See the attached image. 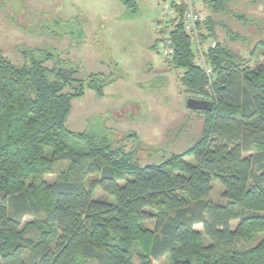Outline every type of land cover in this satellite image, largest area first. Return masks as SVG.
<instances>
[{
    "label": "trees",
    "instance_id": "obj_1",
    "mask_svg": "<svg viewBox=\"0 0 264 264\" xmlns=\"http://www.w3.org/2000/svg\"><path fill=\"white\" fill-rule=\"evenodd\" d=\"M117 1L137 14V0ZM231 1L206 0L203 45ZM173 7L154 49L169 42L168 68L214 107L199 111V140L160 164L142 166L100 122L66 128L72 100L87 89L102 97L108 76L79 78L51 48H22V64L0 50V264H264V39L252 62L214 39L209 77L185 30L188 4ZM62 21L59 35L84 41ZM215 183L222 201L212 199Z\"/></svg>",
    "mask_w": 264,
    "mask_h": 264
},
{
    "label": "rangeland",
    "instance_id": "obj_2",
    "mask_svg": "<svg viewBox=\"0 0 264 264\" xmlns=\"http://www.w3.org/2000/svg\"><path fill=\"white\" fill-rule=\"evenodd\" d=\"M195 1L203 15L211 14L206 0ZM137 3V14L130 16L117 0H0V50L22 64V48H51L79 68V78L108 76L102 97L87 89L72 100L66 128L81 132L100 122L112 132L114 145L134 153L145 166L190 149L202 135L204 115L187 108L193 97L180 83L183 71L168 68L165 42L158 41L154 49L171 17L163 15L156 0ZM56 19L82 29L84 41L77 43L74 34L59 35L65 26L55 25ZM215 20L214 39L252 62L250 52L264 39V1L232 0L229 12ZM214 39L205 46L213 45ZM185 161L194 163L193 157ZM220 189L215 183L214 201L223 200ZM196 227L203 231L202 225ZM204 242L209 244L208 239Z\"/></svg>",
    "mask_w": 264,
    "mask_h": 264
},
{
    "label": "built area",
    "instance_id": "obj_3",
    "mask_svg": "<svg viewBox=\"0 0 264 264\" xmlns=\"http://www.w3.org/2000/svg\"><path fill=\"white\" fill-rule=\"evenodd\" d=\"M157 4L162 5L163 15L168 17L174 16V7L173 5H181L183 2L188 4V9L184 14V26L186 32H188L193 37V43L195 50L197 52V65L200 66L206 74L210 77L213 74V70L206 62L205 56L207 54V50L211 48L213 45L205 46L200 40L198 24L201 23L205 15H203L202 11H198L196 9V1L195 0H156ZM173 55V47L169 42H165V57L170 59ZM201 99V98H198Z\"/></svg>",
    "mask_w": 264,
    "mask_h": 264
},
{
    "label": "water",
    "instance_id": "obj_4",
    "mask_svg": "<svg viewBox=\"0 0 264 264\" xmlns=\"http://www.w3.org/2000/svg\"><path fill=\"white\" fill-rule=\"evenodd\" d=\"M213 103L205 99L189 98L187 100V108L193 111H212Z\"/></svg>",
    "mask_w": 264,
    "mask_h": 264
}]
</instances>
